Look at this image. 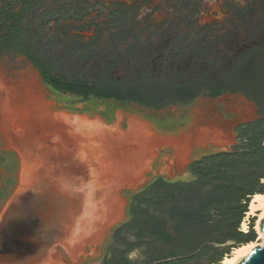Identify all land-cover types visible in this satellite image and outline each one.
Segmentation results:
<instances>
[{
    "label": "rangeland",
    "instance_id": "obj_1",
    "mask_svg": "<svg viewBox=\"0 0 264 264\" xmlns=\"http://www.w3.org/2000/svg\"><path fill=\"white\" fill-rule=\"evenodd\" d=\"M6 1L0 0V9ZM246 7L249 9L241 13ZM26 26L36 38V47L50 62L53 75L93 81L109 73L115 79L131 82L158 71H169L178 81L226 80V66L232 62V58L226 56L229 50L235 55L254 42H264V0H54L33 13ZM0 70L16 84L23 74L36 73L46 100L53 103L54 112L83 113L91 118L101 114L113 124L122 113L123 131L129 129V118L136 116L151 125L162 138L180 140L182 135L192 134V148L185 166L180 167L175 161L173 147H160L143 177V186L135 191L121 189L120 194L126 201L124 218L108 230L100 245H87L76 261L69 258V264L167 262L155 261L162 253L167 255L172 246L142 233L139 227L127 225L118 231L130 222L132 213H136V220L143 221L149 216L163 221L166 229L177 237L167 188L158 186L141 192L157 178L170 182L191 181L188 169L193 162L209 154L241 148L239 137L242 135L237 129L259 121L256 105L239 94H227L215 100L199 97L190 104L170 105L160 110L137 103L122 107L115 102L68 104L63 101L64 97L53 95L45 87L39 72L24 57L3 55ZM205 70L208 73L205 74ZM245 107L252 110V117H244L241 109ZM225 124L230 125L233 134L227 147L214 143L199 147L194 142L201 132L221 130ZM170 160L173 161L172 174H166L163 171ZM20 173V158L15 151L5 148L0 132V215L20 182ZM84 181L77 179L76 183L81 186ZM78 193H82L81 188ZM137 194L140 195L133 203L132 198ZM256 220L252 218L249 226V232L255 235L254 241L258 240L254 230ZM205 245L194 254L171 261L202 264L222 253L229 255L233 250L229 244H224L203 251ZM131 246H135L134 250L128 253ZM227 249L229 254H224ZM58 254L68 259L63 249L59 248Z\"/></svg>",
    "mask_w": 264,
    "mask_h": 264
},
{
    "label": "bare ground",
    "instance_id": "obj_2",
    "mask_svg": "<svg viewBox=\"0 0 264 264\" xmlns=\"http://www.w3.org/2000/svg\"><path fill=\"white\" fill-rule=\"evenodd\" d=\"M13 82L0 70V132L5 148L15 151L21 161L20 185L0 222V236L7 240L12 258L1 264L31 260L61 264L54 254L57 246L76 261L87 245H100L108 230L124 218L121 189L135 191L143 186L160 147H173L180 167L187 163L192 134L180 140L162 138L136 116L129 118V129L123 131L122 113L108 126L99 117L54 112L36 73ZM241 110L245 118L253 116L251 109ZM222 127L201 132L194 142L199 147L209 143L227 147L233 140L232 128ZM172 165L170 160L166 174H172ZM77 179L85 181L78 186ZM254 217L258 240L234 248L219 264H239L251 250L264 246L260 231L264 193L251 197L242 232H249ZM28 234L38 242L21 248Z\"/></svg>",
    "mask_w": 264,
    "mask_h": 264
},
{
    "label": "trees",
    "instance_id": "obj_3",
    "mask_svg": "<svg viewBox=\"0 0 264 264\" xmlns=\"http://www.w3.org/2000/svg\"><path fill=\"white\" fill-rule=\"evenodd\" d=\"M48 1L54 0H7L3 4L0 9V58L8 54L24 57L39 72L45 87L53 95L64 97L63 101L68 104L115 102L122 107L137 103L160 110L170 105L190 104L199 97L215 100L227 94H239L253 102L258 110L259 121L237 129L242 135L239 137L241 148L209 154L193 162L188 169L189 182L157 178L141 192L158 186L167 188L177 237L166 229L163 221L149 216L143 221L136 220V213H132L130 222L118 231L127 225L139 227L142 233L172 246L167 255L162 253L155 261L167 262L159 264H175L172 259L194 254L202 244H206L203 251H209L224 244L234 249L254 241V233H244L240 226L251 197L264 193V183H261L264 180V42H254L235 55L229 50L226 56L232 58V62L226 66V80L178 81L169 71H158L131 82L115 79L109 73L93 81L67 78L53 75L50 62L36 47L35 36L27 31V20ZM139 195L133 196V203ZM134 247L131 246L128 253ZM229 251L227 249L224 254ZM224 257L222 253L202 264H219Z\"/></svg>",
    "mask_w": 264,
    "mask_h": 264
},
{
    "label": "water",
    "instance_id": "obj_4",
    "mask_svg": "<svg viewBox=\"0 0 264 264\" xmlns=\"http://www.w3.org/2000/svg\"><path fill=\"white\" fill-rule=\"evenodd\" d=\"M62 112H66L68 114H73V113H71L69 111H62ZM77 115H79V116H85V115L89 116V115L83 114V113H78ZM96 117L101 118L105 122V124L108 125V126L113 124V123H109L101 114H98ZM235 150L236 149L233 148L231 150V152H234ZM19 185H20V182H19L17 188L19 187ZM17 188L15 189L14 193L16 192ZM14 193H13V195H14ZM13 195L11 196V198L13 197ZM7 205H8V203H7ZM6 206H5V208H6ZM4 209H3V211L1 212V215H0V222H2L1 220H2V215H3ZM48 224L50 225V222ZM18 225H19L18 223L14 224V226H17V227H18ZM37 226H38L37 230L41 228V227H39V224ZM260 231L264 232V221L262 222V225L260 227ZM3 238H4L3 236H0V264L1 263H9V261L12 258V255L10 254L11 250L8 249V247H9V245L7 244L8 242H7V240H5ZM25 240H26L25 243L23 242V243L20 244L21 248L22 247L31 248L32 244L38 242V239L32 238L30 236V234H28V236H27V238H25ZM59 248L63 249V251L66 252L63 247L57 246L56 249H55L54 254L58 255V257L60 258L61 264H69L70 263L69 262V258H70L69 255H68V259L66 258L67 256L66 257L60 256L58 254ZM39 263H41V262L31 260L29 262L19 261L17 264H39ZM239 264H264V246L256 247L253 250H251L249 252V254Z\"/></svg>",
    "mask_w": 264,
    "mask_h": 264
},
{
    "label": "flooded vegetation",
    "instance_id": "obj_5",
    "mask_svg": "<svg viewBox=\"0 0 264 264\" xmlns=\"http://www.w3.org/2000/svg\"><path fill=\"white\" fill-rule=\"evenodd\" d=\"M166 170H167V168H165L163 172L165 173Z\"/></svg>",
    "mask_w": 264,
    "mask_h": 264
}]
</instances>
